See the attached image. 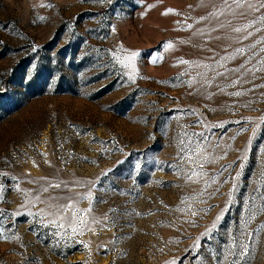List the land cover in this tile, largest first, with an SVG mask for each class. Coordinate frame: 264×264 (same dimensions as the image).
<instances>
[{"label":"rangeland","instance_id":"1","mask_svg":"<svg viewBox=\"0 0 264 264\" xmlns=\"http://www.w3.org/2000/svg\"><path fill=\"white\" fill-rule=\"evenodd\" d=\"M261 4L0 0V264H264Z\"/></svg>","mask_w":264,"mask_h":264},{"label":"snow or ice","instance_id":"2","mask_svg":"<svg viewBox=\"0 0 264 264\" xmlns=\"http://www.w3.org/2000/svg\"><path fill=\"white\" fill-rule=\"evenodd\" d=\"M237 2H238V0H237ZM260 7L264 8V4H261ZM168 11H169V12H172V11H174V10L169 9ZM165 14H167V13H165ZM234 30L237 31V32L241 31V29H239V28H236V29H234ZM167 46H168V47H171L170 44L167 45ZM135 56H136V53H132V57H135ZM129 59H131V57H130ZM181 63H188V62H187V61H181ZM236 95H239V93H236ZM189 159H190V158H189ZM57 187H58V186H57ZM68 208H69V209H72L73 206H72V205H69ZM73 215L75 216L76 219L79 220V222H80L81 224L84 223L82 217L76 215L75 213H73ZM62 219H63V217H62ZM60 226L63 227V225H60ZM76 230H77V229H76L75 227L72 229L73 232H76ZM246 247H247V246H245V248H246ZM242 255H246V252H245V253H242Z\"/></svg>","mask_w":264,"mask_h":264}]
</instances>
